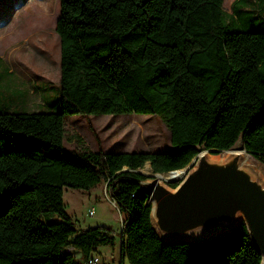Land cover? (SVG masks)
Masks as SVG:
<instances>
[{
    "label": "trees",
    "instance_id": "obj_1",
    "mask_svg": "<svg viewBox=\"0 0 264 264\" xmlns=\"http://www.w3.org/2000/svg\"><path fill=\"white\" fill-rule=\"evenodd\" d=\"M59 1L60 111L0 109V264H89L117 246L110 229L79 231L65 210V189L103 184L125 217L121 264H261L244 223L213 239L162 241L142 189L149 178L135 171H180L241 141L264 162V0H254L252 30L240 6L252 0H236L229 19L224 0ZM133 114L163 117L173 150L64 147L67 117Z\"/></svg>",
    "mask_w": 264,
    "mask_h": 264
},
{
    "label": "rangeland",
    "instance_id": "obj_2",
    "mask_svg": "<svg viewBox=\"0 0 264 264\" xmlns=\"http://www.w3.org/2000/svg\"><path fill=\"white\" fill-rule=\"evenodd\" d=\"M236 0H224L223 10L227 19L232 14V5ZM254 4L243 1L240 6L247 8L250 14L245 21L254 29L258 20L259 2ZM258 1V0H256ZM59 0H0V94L27 92L30 94V108H18L20 112H59L60 103V38L56 33V23L60 14ZM262 27V26H261ZM264 30V25L262 27ZM37 87V88H36ZM47 97L48 107H37L40 93ZM37 102V103H36ZM15 110V109H12ZM239 144L234 149H239ZM64 147L74 152H96L100 148L109 153L132 152H170L171 133L166 120L156 115H101L71 116L65 120ZM233 149V150H234ZM251 164L264 178V162H260L243 151ZM225 153L212 154L223 158ZM247 159V160H248ZM190 167L175 183L179 184ZM127 170V169H125ZM148 176V182L154 183L155 173L146 164L137 170ZM146 182V181H145ZM65 210L72 218L75 227L87 230L95 227L110 229L116 237L117 246H101V263L121 261L119 254V234L124 216L103 184L90 191L65 189L63 196ZM93 210L95 215L89 216ZM207 238H198L202 241ZM110 258V257H109ZM123 264H130L127 260Z\"/></svg>",
    "mask_w": 264,
    "mask_h": 264
},
{
    "label": "water",
    "instance_id": "obj_3",
    "mask_svg": "<svg viewBox=\"0 0 264 264\" xmlns=\"http://www.w3.org/2000/svg\"><path fill=\"white\" fill-rule=\"evenodd\" d=\"M240 143L237 150L245 151ZM216 152L201 151L175 189L160 180L142 183L154 229L162 241L194 242L199 236L208 240L227 234L244 223L264 264V178L242 155L230 150L212 159L210 153Z\"/></svg>",
    "mask_w": 264,
    "mask_h": 264
},
{
    "label": "crops",
    "instance_id": "obj_4",
    "mask_svg": "<svg viewBox=\"0 0 264 264\" xmlns=\"http://www.w3.org/2000/svg\"><path fill=\"white\" fill-rule=\"evenodd\" d=\"M2 26L0 27V29ZM37 88V87H36ZM40 92H38L39 94ZM39 102L37 104V107H48L47 103V97L44 96L42 93H40ZM30 94L27 92H23L20 90V92H10L9 94H0V109H7L12 112H17L16 109L18 108H30ZM37 103V102H36ZM15 109V110H12ZM20 112V111H19ZM99 251V249H98ZM119 254H120V246H119ZM102 257V256H101ZM110 257V258H109ZM103 258V257H102ZM109 262H106V264H116L114 263V257L108 256ZM117 264H121V261Z\"/></svg>",
    "mask_w": 264,
    "mask_h": 264
},
{
    "label": "bare ground",
    "instance_id": "obj_5",
    "mask_svg": "<svg viewBox=\"0 0 264 264\" xmlns=\"http://www.w3.org/2000/svg\"><path fill=\"white\" fill-rule=\"evenodd\" d=\"M231 151H232L231 153H237V154L242 155L243 158L245 159L244 161L245 162H249L248 157L245 155V153L243 151H240V150H237V149H234V150H231ZM211 158L212 159H220V158H215V157H212V156H211ZM183 171H177V172L168 173V174H155V175H153V177L156 180L164 181L166 183L167 182H173V181H177L178 179H180L182 177V175L184 174ZM199 238H200V236H199Z\"/></svg>",
    "mask_w": 264,
    "mask_h": 264
},
{
    "label": "built area",
    "instance_id": "obj_6",
    "mask_svg": "<svg viewBox=\"0 0 264 264\" xmlns=\"http://www.w3.org/2000/svg\"><path fill=\"white\" fill-rule=\"evenodd\" d=\"M115 203V202H114ZM95 215V213H94V211L93 210H91L90 212H89V216H94ZM89 264H102L101 263V257L100 256H93L91 259H90V261H89Z\"/></svg>",
    "mask_w": 264,
    "mask_h": 264
}]
</instances>
